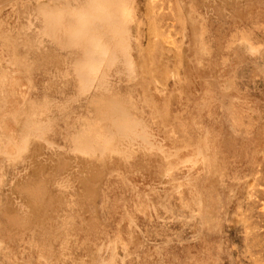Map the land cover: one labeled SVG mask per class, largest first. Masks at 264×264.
Wrapping results in <instances>:
<instances>
[{"label":"rangeland","instance_id":"1","mask_svg":"<svg viewBox=\"0 0 264 264\" xmlns=\"http://www.w3.org/2000/svg\"><path fill=\"white\" fill-rule=\"evenodd\" d=\"M134 1V23L111 15L134 77L119 58L105 93L74 70L85 40L40 18L50 0H0V77L19 88L3 103L0 83V264H264V0Z\"/></svg>","mask_w":264,"mask_h":264},{"label":"bare ground","instance_id":"2","mask_svg":"<svg viewBox=\"0 0 264 264\" xmlns=\"http://www.w3.org/2000/svg\"><path fill=\"white\" fill-rule=\"evenodd\" d=\"M50 3H51V0H50ZM55 3L57 4L56 8H52V7H50L49 4H46V3H45V5H42V4L39 5L38 10L40 13V18L42 17V19L45 23H49V25H51V29L53 32L52 38H55V39L66 38L71 43V44L70 43L69 44L72 45V47H74L76 49L79 48V45H81L80 42L77 41L78 38L85 40L84 42H82V44L84 43L86 45L85 61L87 64L85 63V65L81 66V67L77 66V64H74V70L76 72H78V74L80 76L85 77V79L88 78V79L92 80L94 82V84H95V82L99 83V89L102 92L106 93L108 91V88L103 86V84L106 85L105 83H107V82H105V80L109 77H107L108 72H105V70H103L102 68L105 66L106 67L108 66L110 69L114 68V67L118 68V67H116V65L118 64L119 58H121L122 60H120V61L123 62L124 68L127 71V73L129 74L127 76L128 77L130 76L129 77L130 79H131V77H134L133 75H134V70L136 67L135 66L136 61L133 60L134 57L132 55V51H131V47H130L131 45H129L131 43L127 44V42H128L127 40H129V37H126L124 39L122 38L121 41L119 39H117V37H115L118 35V33L121 34L122 30H119V29L117 30V27L119 26V24L118 25L115 24V20L112 19V16L117 17V19L121 23H124L125 25L134 23L135 22L134 11L136 10L135 1L132 2V0H111V1H109V0H77L76 1L75 0V2H73L71 0L70 2H67V0H55ZM43 7H48V8H44L42 10ZM46 10H48V11H46ZM73 24L75 26H73ZM155 26H157V25L155 24ZM129 27H130V25H129ZM156 32H157V30L154 33L155 37L158 36L156 34ZM47 33H48V31H47ZM127 33H128V31H127ZM160 33H162V32H160ZM128 34L130 35L131 33H128ZM41 35L42 36L46 35V33L43 32V33H41ZM130 37H133V36L130 35ZM118 38H121V37L118 36ZM105 39H107V41ZM165 39H166V37H165ZM165 39H164V41H166ZM169 39L170 38H168V40ZM111 45L118 46L119 47V48H117L118 51L117 52L114 51L112 49ZM248 47H250L251 50H254L253 47H251L250 45H248ZM119 56H121V57H119ZM72 63H73V61H72ZM120 65H122V64H120ZM117 66H119V65H117ZM104 69H106V68H104ZM136 73H138V70ZM0 78H1L0 83H3V84H1V85H3L1 87V88H3V91H1V94L3 95L2 100L7 99L10 103V101H12V98H13L12 93L15 92V94H18L19 88L18 87L14 88V86H13L14 84L11 85L12 81L9 82L10 78L8 75H6V73ZM13 83H14V81H13ZM159 85H161V84H159ZM79 86L82 88L81 85H79ZM162 86L163 85H161V87ZM82 90H84V92H88L87 88L83 87ZM4 100H3V103H4ZM92 100L93 99H91V101ZM95 103L97 105H103L105 103V101L103 102V99L101 98V101H99V102L97 101ZM1 106H3V105H1ZM3 108H5V107L3 106ZM2 110H4V109H2ZM1 112H3V111H1ZM112 112H113V115H111V117H114V119H112V121L114 120L115 123L113 122V124L115 126V124H116L115 117H118V115L115 112V109ZM9 116H11V114L7 115V117H9ZM4 117H5V115H4ZM118 119H119V121L117 122L118 127L115 126L116 130L119 129L120 133L126 132L128 134L129 142H131V141L133 142L137 137L138 138L141 137L142 140L144 138H146V134L144 133V131H142L140 129V127H135L134 125H132L131 121H130L131 123L127 122L126 117H123V118L118 117ZM40 122L42 123L44 121L41 120ZM135 122H134V124H136V126H137L138 122H136V123ZM95 124H97V123H94V125ZM91 125H88V126H91ZM1 129H4V126L1 127ZM27 132H29V131H27ZM32 132H34V131H32ZM29 133H31V132H29ZM40 133H42V131ZM92 134L95 136L97 141L102 142V145H100V146H103L106 149V151H112V150L120 149L119 146H116V144L111 143L112 142V140L110 139L111 136L110 137L108 136L105 129L100 128L97 131L95 128L92 130ZM26 137H28V135ZM11 138H15V137L9 135V137L7 139H9V141H10ZM31 138H33L32 139V141H33L37 137L34 136ZM31 138H29V140H31ZM0 139H2V138H0ZM16 139H17V142H15V143H17V144L20 143V144L16 145L14 143V146H20L22 144L20 141L21 140L24 141L26 138L22 139L20 137L18 139L16 137ZM29 140H27V142H30ZM9 141L7 143H9ZM11 141H13V140H11ZM79 141H80L79 143L81 145L85 146V148H87L88 152L91 153L90 142L84 141L83 139H81ZM143 141H145V140H143ZM2 142H4V141H2ZM2 142L0 141V143H2ZM5 143H6V141H5ZM5 143H4V145H3V143L1 144L2 147H5ZM147 143L149 144V142H147ZM23 144H22V147H23ZM25 146H29V145L25 144ZM2 147L0 146V150ZM129 147L134 148V145L131 143L129 145ZM14 150L15 151L18 150L15 152L16 154L21 153V152H19L20 151L19 149H16V147ZM23 150H25V149H22V151ZM4 151L6 153V150H4ZM0 153H1V151H0ZM116 153H117V151H116ZM2 154H3V152H2ZM16 154H13V155L15 156ZM13 155L11 157L10 156L9 157L12 158V157H14ZM22 155H24V154L21 153V156ZM89 157H91V156H89ZM199 157H201L200 153H197V163H199L198 161H200V160H198ZM204 159H206V158L204 157ZM204 161H201V162H204Z\"/></svg>","mask_w":264,"mask_h":264}]
</instances>
